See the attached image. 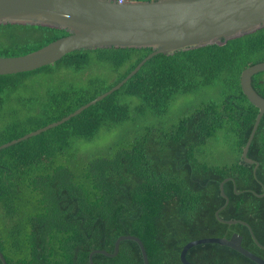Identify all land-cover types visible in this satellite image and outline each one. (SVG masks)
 Listing matches in <instances>:
<instances>
[{"label": "trees", "instance_id": "obj_1", "mask_svg": "<svg viewBox=\"0 0 264 264\" xmlns=\"http://www.w3.org/2000/svg\"><path fill=\"white\" fill-rule=\"evenodd\" d=\"M149 1V0H141ZM40 26L0 25V57L22 56L66 36ZM151 48L81 50L32 72L0 76V145L76 111L121 82ZM264 62V29L222 46L157 55L120 89L81 114L0 151V252L6 264H89L112 253L120 236L138 237L148 264H181L189 242L243 237L264 259V115L241 159L257 108L240 88L241 72ZM108 76H85L90 68ZM65 71L67 79L59 78ZM264 98V72L252 78ZM212 96V97H210ZM179 100L183 101L180 106ZM178 105L176 117L172 109ZM114 141L83 148L98 134ZM113 131H116L114 133ZM235 159L214 163L213 144ZM228 198L221 197L220 184ZM234 189L237 193L234 192ZM225 206V207H224ZM193 264H255L217 244L191 248ZM94 264H143L138 245ZM0 264L1 261H0Z\"/></svg>", "mask_w": 264, "mask_h": 264}, {"label": "water", "instance_id": "obj_2", "mask_svg": "<svg viewBox=\"0 0 264 264\" xmlns=\"http://www.w3.org/2000/svg\"><path fill=\"white\" fill-rule=\"evenodd\" d=\"M40 26L64 30L61 37L31 53L16 57H0V76L32 72L61 60L67 54L81 50L140 49L151 48L145 57L121 82L92 101L81 106L61 120L30 132L18 139L0 145V151L36 137L81 114L102 101L127 83L150 59L157 55L170 56L177 52L196 50L207 46H222L264 29V0H0V25ZM264 72V62L244 69L240 74V88L249 103L258 110L251 133L243 148L241 159L253 165L256 173L258 162L248 158V150L264 115V98L252 87L253 76ZM225 179L220 184L221 197L228 203L223 191ZM234 192L236 190L234 189ZM262 197L263 195H257ZM224 206V207H225ZM216 219L226 225L241 224L249 229L254 244L264 250L251 227L241 220ZM243 237L237 233L228 239L202 238L187 243L181 250V264H193L186 259L187 252L198 245L217 244L228 247L255 264H264V259L242 246ZM135 242L141 252L143 264H148L147 253L138 237L120 236L114 250H93L89 264L96 254L116 257L120 243ZM0 261L6 264L0 252Z\"/></svg>", "mask_w": 264, "mask_h": 264}, {"label": "rangeland", "instance_id": "obj_3", "mask_svg": "<svg viewBox=\"0 0 264 264\" xmlns=\"http://www.w3.org/2000/svg\"><path fill=\"white\" fill-rule=\"evenodd\" d=\"M90 74V75H89ZM81 75H85L86 77L89 76H98V77H107L108 74L106 72V70L103 69H98L96 67L94 68H90V70L86 73V74H81ZM59 78L61 79H67L69 76H71L69 73L67 74L65 71H62V73H60ZM73 77V76H71ZM212 97V96H210ZM183 103V101L179 100V105L181 106ZM178 108V105H175L172 109V113H171V118H175L176 117V112ZM114 133H116V131H113ZM95 140L85 143L83 145V148L88 149V150H97L100 151V149H103L107 144L112 143L114 141L111 132L106 131V130H102L98 136L96 138H94ZM221 142H218L216 144H213L212 146V150H216L217 153H219L218 156H213V155H207L208 159L211 161H214V163H219V162H223V163H228L231 162L235 159V155L233 154L231 148L228 145H223L220 144Z\"/></svg>", "mask_w": 264, "mask_h": 264}, {"label": "built area", "instance_id": "obj_4", "mask_svg": "<svg viewBox=\"0 0 264 264\" xmlns=\"http://www.w3.org/2000/svg\"><path fill=\"white\" fill-rule=\"evenodd\" d=\"M118 2H123V1H125V0H117Z\"/></svg>", "mask_w": 264, "mask_h": 264}]
</instances>
